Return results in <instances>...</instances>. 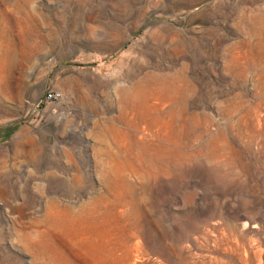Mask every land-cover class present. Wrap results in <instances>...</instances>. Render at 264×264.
I'll use <instances>...</instances> for the list:
<instances>
[{
    "label": "rangeland",
    "instance_id": "obj_1",
    "mask_svg": "<svg viewBox=\"0 0 264 264\" xmlns=\"http://www.w3.org/2000/svg\"><path fill=\"white\" fill-rule=\"evenodd\" d=\"M0 264H264V0H0Z\"/></svg>",
    "mask_w": 264,
    "mask_h": 264
},
{
    "label": "built area",
    "instance_id": "obj_2",
    "mask_svg": "<svg viewBox=\"0 0 264 264\" xmlns=\"http://www.w3.org/2000/svg\"><path fill=\"white\" fill-rule=\"evenodd\" d=\"M62 99V94L56 91H48L45 96L46 102H56Z\"/></svg>",
    "mask_w": 264,
    "mask_h": 264
},
{
    "label": "water",
    "instance_id": "obj_3",
    "mask_svg": "<svg viewBox=\"0 0 264 264\" xmlns=\"http://www.w3.org/2000/svg\"><path fill=\"white\" fill-rule=\"evenodd\" d=\"M105 64V63H104Z\"/></svg>",
    "mask_w": 264,
    "mask_h": 264
}]
</instances>
